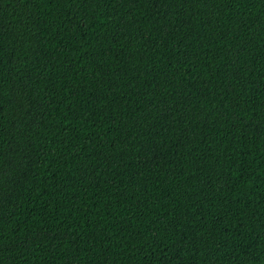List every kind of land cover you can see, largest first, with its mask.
Instances as JSON below:
<instances>
[{
  "label": "trees",
  "instance_id": "1",
  "mask_svg": "<svg viewBox=\"0 0 264 264\" xmlns=\"http://www.w3.org/2000/svg\"><path fill=\"white\" fill-rule=\"evenodd\" d=\"M0 264H264V0H0Z\"/></svg>",
  "mask_w": 264,
  "mask_h": 264
}]
</instances>
